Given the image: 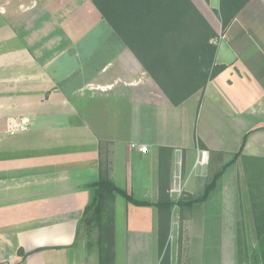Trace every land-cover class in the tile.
Segmentation results:
<instances>
[{
    "label": "crops",
    "instance_id": "crops-1",
    "mask_svg": "<svg viewBox=\"0 0 264 264\" xmlns=\"http://www.w3.org/2000/svg\"><path fill=\"white\" fill-rule=\"evenodd\" d=\"M193 1L218 32L220 0ZM215 60L225 68L175 105L93 0H0V264H99V231L96 245L83 242L80 222L107 161L119 187L152 203L117 194L114 264H160L162 147L173 201L202 195L224 169L207 200L172 207L170 243L189 213L220 264L246 263L242 157L264 159V0L240 6ZM206 216L218 238L205 236Z\"/></svg>",
    "mask_w": 264,
    "mask_h": 264
},
{
    "label": "trees",
    "instance_id": "trees-1",
    "mask_svg": "<svg viewBox=\"0 0 264 264\" xmlns=\"http://www.w3.org/2000/svg\"><path fill=\"white\" fill-rule=\"evenodd\" d=\"M93 1L173 104L179 105L196 91L204 90L210 78L225 68L224 64H216L215 60L218 43L213 40L218 37V33L193 0ZM245 1H220L216 12L224 31ZM246 139L247 136L236 158L242 157ZM201 146L205 145L201 143ZM171 154V148H161L160 198L156 203L159 207L160 264H171L172 207L175 204L193 205L207 200L224 173V169L218 171L202 195L173 201L169 194L170 184L164 178L165 172L170 175ZM242 158L249 188V212L261 244L256 254L258 258L264 259V159L248 156ZM100 168V179L90 184L92 196L85 208L80 228L86 223L90 228L98 229L99 264H114V202L117 194L138 205L152 203L136 199L119 187L110 176L108 161L102 162ZM246 264H250L247 259Z\"/></svg>",
    "mask_w": 264,
    "mask_h": 264
},
{
    "label": "rangeland",
    "instance_id": "rangeland-1",
    "mask_svg": "<svg viewBox=\"0 0 264 264\" xmlns=\"http://www.w3.org/2000/svg\"><path fill=\"white\" fill-rule=\"evenodd\" d=\"M221 1V0H220ZM220 6V5H219ZM219 9L216 8L214 9L215 12L216 10ZM217 14V12H216ZM218 15V14H217ZM219 16V15H218ZM209 21V20H208ZM212 25V24H211ZM213 26V25H212ZM217 29H218V37L214 39L213 41L215 43H218L219 39L221 38L223 34V24L220 19L219 23L216 24ZM214 28V26H213ZM215 29V28H214ZM217 31V30H216ZM196 109H193V117L192 119H186L185 121V128L188 134H196L197 128H198V121L200 118V115L198 116V111H199V106H195ZM198 110V111H197ZM210 208L212 210H210ZM216 207H207V213H211V211H214ZM250 208V207H249ZM189 215V213H188ZM188 215H181L180 219V227H179V238L175 239L172 244L170 243V253H171V260L172 264H220V252L219 249L213 248L211 246L205 247V244L208 242L207 240H203L201 238L202 234L201 231H194L196 230V226H192V220L189 219ZM193 216V215H192ZM210 217L211 216H206V222L203 224H200L201 228H205L204 234L206 237L210 239H215L218 238V234L216 233L214 228L208 229L206 231L207 225L209 227L210 225ZM241 219L244 222V231H243V239H242V244H243V254H244V259L248 260L250 264H264V259L258 258L256 252L257 248L261 245L259 242V239L257 238V235L254 231V222L251 219V214L249 215H243ZM252 221V223H251ZM208 222V223H207ZM241 222V220H240ZM82 241L83 242H88L90 244L96 245L97 238H98V230L95 227L90 228L87 226L85 223L82 226ZM242 229V227H241ZM212 232V233H211ZM233 229L232 233H228V244L230 246V254L233 252V246H232V241H233ZM234 243V242H233ZM245 244V245H244ZM228 246V247H229ZM247 255V258L245 256ZM241 264H246L242 263Z\"/></svg>",
    "mask_w": 264,
    "mask_h": 264
},
{
    "label": "built area",
    "instance_id": "built-area-1",
    "mask_svg": "<svg viewBox=\"0 0 264 264\" xmlns=\"http://www.w3.org/2000/svg\"><path fill=\"white\" fill-rule=\"evenodd\" d=\"M25 128H27V125L25 124L24 121H22L21 123H15L12 127V132H16V130H18V129H25ZM147 149L148 148L146 145L141 147L142 151H147ZM202 152H203V157H200L197 161V163H199V164H202L205 161V156H204L205 151H202Z\"/></svg>",
    "mask_w": 264,
    "mask_h": 264
}]
</instances>
